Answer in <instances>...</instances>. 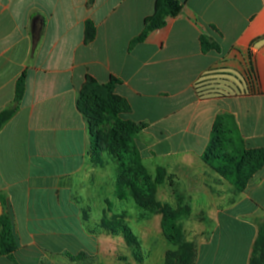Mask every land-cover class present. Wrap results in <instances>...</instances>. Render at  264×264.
<instances>
[{
	"label": "crops",
	"instance_id": "crops-1",
	"mask_svg": "<svg viewBox=\"0 0 264 264\" xmlns=\"http://www.w3.org/2000/svg\"><path fill=\"white\" fill-rule=\"evenodd\" d=\"M179 1L178 16L131 46L156 0H0V114L25 78L0 126L1 215L16 240L0 264H121L125 241L89 218L103 205L104 175L77 105L88 75L118 79L115 93L131 105L121 116L146 125L136 144L150 172L166 171L158 193L191 211L181 222L196 247L192 264H249L264 218V167L238 193L202 155L225 113L246 148L264 147V0ZM202 35L220 49L204 52ZM147 237L143 263H132L165 264L174 247L161 215Z\"/></svg>",
	"mask_w": 264,
	"mask_h": 264
},
{
	"label": "trees",
	"instance_id": "trees-1",
	"mask_svg": "<svg viewBox=\"0 0 264 264\" xmlns=\"http://www.w3.org/2000/svg\"><path fill=\"white\" fill-rule=\"evenodd\" d=\"M183 9L179 0H156L154 13L145 19L143 32L136 37L131 46L146 40L148 35L155 30L164 28L168 19L178 16ZM96 36V27L93 22L87 23L86 40L91 41ZM201 45L204 52L212 49L219 50V45L206 35L201 36ZM118 79L112 77L108 83L101 84L92 76H87L81 89L77 105L84 115L89 128L91 149L94 159L101 164L100 152L102 139L100 127L104 124L103 114L109 115L114 121V127L109 132V145L118 149L121 154L132 157L134 171L141 176L145 188L132 185L135 199L141 207H149L156 211L158 205L157 193L159 186L166 181V171L162 167L156 169L155 175L143 163V157L136 144L137 136L146 128L145 124H138L130 119H124L121 114L131 111L130 103L122 96L115 93ZM25 90L24 75L18 80L16 99L14 105L0 114V126L6 122L18 108ZM203 161L228 181L236 190H246L253 176L264 167V147L248 149L240 132L235 117L232 114H220L216 117L210 142L202 155ZM146 189V198L141 190ZM161 226L167 240L177 248L166 253L165 264H192L196 256L195 244L186 238V233L181 220L190 216L188 206L173 208L169 204L162 205ZM2 231L0 235V253L10 254L16 248V240L11 230V223L3 215L0 216ZM108 232L122 234L128 245L140 248L139 241L126 221L119 223L105 222L100 225ZM249 264H264V218L258 223V232L253 244Z\"/></svg>",
	"mask_w": 264,
	"mask_h": 264
},
{
	"label": "rangeland",
	"instance_id": "rangeland-1",
	"mask_svg": "<svg viewBox=\"0 0 264 264\" xmlns=\"http://www.w3.org/2000/svg\"><path fill=\"white\" fill-rule=\"evenodd\" d=\"M103 117L105 121L100 127V135L102 139L100 158L102 163L99 164L96 162L91 147L90 156L92 163L98 167L99 172L104 175V201L103 205L100 203L99 206L95 204L93 213L89 215V218L90 216L91 218L93 217L99 225L111 221L113 223H119V220L126 221L138 239L140 248L135 247L134 245H128L125 242L128 246L124 244L118 250L120 253L121 264H133L134 262L143 263L146 246L148 245V223H151V219L154 218L155 215H161L160 209L162 205L168 204L167 202H164L168 191L166 190L167 192L161 191L157 193L159 206H156V211L151 210L149 207H141L138 204L134 196L135 191L133 190L132 185H136L138 188H145L143 178L135 173V166L130 155L121 154L117 148L112 149L110 147L109 132L115 124L109 115L103 114ZM144 162L148 167V162ZM152 174L153 176L155 175V173ZM145 192L146 189L141 190V194L146 198ZM174 199L176 200V196ZM169 205L172 207L176 206L172 204ZM100 228L104 230L106 238L107 236H112L118 237L115 239L124 240L121 233L118 232L117 234H112L108 232L106 228L101 226ZM173 247L172 250L177 248L174 245ZM114 250H116V247ZM123 258H125V260ZM170 264H174L173 258L170 259Z\"/></svg>",
	"mask_w": 264,
	"mask_h": 264
},
{
	"label": "water",
	"instance_id": "water-1",
	"mask_svg": "<svg viewBox=\"0 0 264 264\" xmlns=\"http://www.w3.org/2000/svg\"><path fill=\"white\" fill-rule=\"evenodd\" d=\"M2 212H3V205H2V202L0 200V216H1Z\"/></svg>",
	"mask_w": 264,
	"mask_h": 264
}]
</instances>
